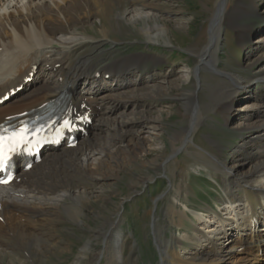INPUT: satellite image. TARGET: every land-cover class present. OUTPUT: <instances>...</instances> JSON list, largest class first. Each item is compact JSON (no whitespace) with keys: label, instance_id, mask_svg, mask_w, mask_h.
Listing matches in <instances>:
<instances>
[{"label":"bare ground","instance_id":"1","mask_svg":"<svg viewBox=\"0 0 264 264\" xmlns=\"http://www.w3.org/2000/svg\"><path fill=\"white\" fill-rule=\"evenodd\" d=\"M147 1L0 0V96L15 91L0 105V123L17 115L24 117V112L61 91L68 93L71 109L93 115L88 134L79 137L76 148H47L29 170L19 169L18 181L0 185V264L5 259L13 264L14 256L24 264L41 262L58 244L55 236L45 230L55 227L61 212L82 223L75 211L86 205L90 194L77 179H88L92 184L114 180L127 164L143 168L150 146L159 148L156 140L160 138L161 119L147 113L141 98L146 99L152 92L164 94L167 88L159 82L150 86L153 73L142 77L140 70H148L161 58L133 53L105 63L106 59L99 54H84L86 48L98 44L97 40L116 42L115 38L110 40V33H119L126 24L138 20L144 23L140 31L147 42L162 38L170 43L166 19L176 16L177 11L171 6L166 14ZM255 1L238 0L227 9L228 0H217L208 25V41L200 50L199 60L192 70H181L184 81H189L187 86H178L181 88L173 95L180 99L182 114L187 119L169 136L171 150L185 149L194 155L197 166L224 175L226 188L221 209L226 212L211 208L208 214L201 211L195 214L199 227L192 226L190 232L174 236L168 247L161 241L162 264H250L264 258V98L249 91L254 82L264 85V65L259 64L264 61V31L255 32L249 23L240 21L264 14V3L259 6ZM180 22L178 19L177 23ZM226 25L235 28L240 44H249L254 38L259 44L248 58L247 75L218 66V37ZM86 26L93 28L96 35L89 33ZM142 62L150 65L140 68ZM205 67L219 76L211 77L214 83L207 85L212 107L225 123L233 121V128L248 133L231 150L228 162L222 160L219 151L215 154L194 141L200 113V69ZM43 74L48 76L46 80L41 78ZM145 89L148 92L138 93ZM241 98H245L243 104L250 110L237 113L236 119L231 109ZM140 106L136 112L128 110ZM190 144L196 149L189 150ZM149 163L158 173L165 169L167 161L156 163L152 159ZM153 178L148 172L137 181L147 183ZM171 187L174 193L166 215L175 227L185 226V222L194 224L186 211L189 207L182 200L184 194L185 199L189 194L186 186L179 183ZM120 207L114 212L118 217H106L68 264H85L86 260L104 256L106 264H125L119 219L122 204ZM92 236L103 244V249H93Z\"/></svg>","mask_w":264,"mask_h":264},{"label":"rangeland","instance_id":"2","mask_svg":"<svg viewBox=\"0 0 264 264\" xmlns=\"http://www.w3.org/2000/svg\"><path fill=\"white\" fill-rule=\"evenodd\" d=\"M216 1L148 0V3L152 2L163 13L167 14L171 10V6L177 11L176 16L169 15L166 19V24L169 27L167 37L170 43L165 42L162 38L153 43L147 42L146 37L140 31L144 23L142 20H138L135 24H126L119 33H117L118 30L111 32L110 40L115 38L117 39L116 42H101L97 40L98 44H93L85 49L84 54H99L100 57L106 59L105 63L133 53L153 54L161 58L159 62L151 65L148 70H145V68L140 70L142 77L153 73V80L149 82L150 86L155 84L153 82H159L167 88L164 94L152 92L151 96L146 99L141 98L147 113L152 116H158L161 119L159 121L160 138L156 140L159 148L153 145L150 146L146 156L147 162L145 161L143 168L138 169L132 163L127 164L118 172V177L114 180H101L98 184H92L91 180L77 179L76 182L84 185V188L90 194L87 197L88 202L84 207L80 208L79 212L72 209L73 212L75 211V215L82 219V223L79 224L75 218L66 216L65 213L61 212L55 227H47L45 230L46 234L55 236L53 238L54 240L57 239L58 244L37 264H68L71 262L80 246L91 235L94 236L92 233L98 226L104 224L106 217L115 215L114 212L121 208V204L122 209L119 212V219L121 221L120 227L123 229L122 240L125 250V264H162L161 241L164 242V247H168L169 241H172L174 236L190 232L189 228L192 226L199 227V221L195 218V214H200L201 211L204 214H208V208H211L218 211V213L223 214V212H226H222L221 209L223 207L221 201L225 198L226 188L223 180L224 175L219 172L213 173L210 169L197 166L194 155L185 149L173 152L168 139L173 130L183 126L187 119L182 114L184 110L180 99L173 94L177 93L179 88H181L178 86H187L189 79L187 78L188 80L184 81L186 79L181 76L183 75L181 70L188 68L192 70L194 68L199 60L200 50L208 41V25L212 8H214ZM237 1L228 0L227 9L232 7ZM263 3L264 0L255 1V5L261 6ZM178 19L181 20L179 24L177 23ZM240 21L249 23L250 28L255 32L264 31V14L260 16L251 15ZM86 27L89 33L96 35L93 28ZM167 37L164 36V39H167ZM256 42L254 38L249 44H240L235 28L226 25L222 28L218 37L216 53L220 58L218 62L219 68L247 75L246 73H249L250 70L248 58L252 50L259 45ZM259 64L263 66L264 61ZM149 65V62H142L139 67L142 68ZM153 68L154 70H151ZM179 75L180 78H177ZM200 75L202 82L197 90L200 113L197 126L194 129L195 132H193L194 141L215 154L219 151L222 154V160L228 162L226 159H230L231 150L248 133L233 128V121L225 123L215 106L212 107L207 94V85L214 83L211 77L217 78L219 77L218 74L211 72L209 67H205L203 70L200 69ZM41 78L46 80L48 76L43 74ZM259 82H254L249 91L255 97L264 98V85ZM145 91L148 92L145 89L142 91L138 90V93ZM244 100L245 98H241L231 109V113L236 119H238L237 113L250 110V108H245ZM141 107H135L136 109L130 107L128 110L133 109L136 112ZM93 139L97 138L94 137ZM98 141L100 142V140ZM195 149L190 144L189 150L193 151ZM152 159L156 163L167 161L165 169H161L156 173L152 169L154 167L149 163V160ZM148 172L153 174L154 178L147 183L139 184L137 178ZM179 183L186 186L189 191L187 199L184 198V194L182 200L189 207L186 208V211L194 224L185 222V226L175 227L166 215V211L172 198L171 195L174 193L171 185L174 186ZM134 186L136 187L135 191L133 189ZM237 193L241 194L240 191ZM177 206L182 207V204L178 203ZM117 214L114 217L117 218ZM93 236L91 238L93 249L95 251L103 249V244H100L97 241L98 239H94ZM176 249L180 250V247H176ZM14 257L16 258L13 264H24L17 259V256ZM93 263L106 264V257H97L95 260L85 261V264ZM3 264H9L8 260L5 259ZM237 264L245 263L244 261H237ZM250 264H264V258L259 257L258 260H254Z\"/></svg>","mask_w":264,"mask_h":264},{"label":"snow or ice","instance_id":"3","mask_svg":"<svg viewBox=\"0 0 264 264\" xmlns=\"http://www.w3.org/2000/svg\"><path fill=\"white\" fill-rule=\"evenodd\" d=\"M64 127H70V121L64 122ZM39 129L30 131L26 126L19 130L9 132L3 129L0 132V169H3L10 160L12 154L33 144L35 137L38 136ZM38 142V141H35ZM8 181H0V183H7Z\"/></svg>","mask_w":264,"mask_h":264}]
</instances>
